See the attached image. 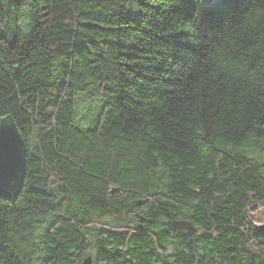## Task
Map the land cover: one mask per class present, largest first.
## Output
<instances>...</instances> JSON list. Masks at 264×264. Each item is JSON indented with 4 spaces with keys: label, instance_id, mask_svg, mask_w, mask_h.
I'll use <instances>...</instances> for the list:
<instances>
[{
    "label": "trees",
    "instance_id": "16d2710c",
    "mask_svg": "<svg viewBox=\"0 0 264 264\" xmlns=\"http://www.w3.org/2000/svg\"><path fill=\"white\" fill-rule=\"evenodd\" d=\"M5 117L0 264H264V0H0Z\"/></svg>",
    "mask_w": 264,
    "mask_h": 264
},
{
    "label": "water",
    "instance_id": "95a60500",
    "mask_svg": "<svg viewBox=\"0 0 264 264\" xmlns=\"http://www.w3.org/2000/svg\"><path fill=\"white\" fill-rule=\"evenodd\" d=\"M22 139L12 118L0 120V199L12 201L21 189L25 169ZM256 230L264 236V220ZM91 262V256H87L79 264H92Z\"/></svg>",
    "mask_w": 264,
    "mask_h": 264
}]
</instances>
